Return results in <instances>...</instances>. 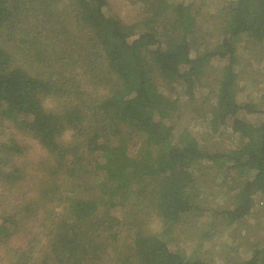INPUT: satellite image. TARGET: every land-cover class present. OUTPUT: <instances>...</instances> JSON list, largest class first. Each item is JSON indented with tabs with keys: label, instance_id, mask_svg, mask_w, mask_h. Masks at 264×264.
I'll use <instances>...</instances> for the list:
<instances>
[{
	"label": "trees",
	"instance_id": "1",
	"mask_svg": "<svg viewBox=\"0 0 264 264\" xmlns=\"http://www.w3.org/2000/svg\"><path fill=\"white\" fill-rule=\"evenodd\" d=\"M109 2L0 0V260L264 264V102L243 100L238 48L264 50V0H225L215 41L194 0H138L132 22ZM26 136L46 152L34 162ZM199 171L214 174L202 188ZM198 211L205 241L188 253L172 244ZM253 215L251 241L217 240L220 263L210 238Z\"/></svg>",
	"mask_w": 264,
	"mask_h": 264
},
{
	"label": "rangeland",
	"instance_id": "2",
	"mask_svg": "<svg viewBox=\"0 0 264 264\" xmlns=\"http://www.w3.org/2000/svg\"><path fill=\"white\" fill-rule=\"evenodd\" d=\"M191 1V0H186ZM196 2L197 8L202 14V17L200 19L204 20V24L207 28H209V38L212 41L217 40L220 33V22L216 18L211 19V14L218 13L221 6H223L225 0H194ZM139 5L138 0H110L109 5L107 6V11L111 14H117L121 16L126 22H132L135 20L139 15ZM208 20L207 22V19ZM23 19V16L21 17ZM217 24V25H216ZM264 49L263 46H259ZM238 48H239V54L243 56V62L239 63L240 67V75H239V87L242 89L243 100H249V99H255L258 101H263L264 98H261V95L264 91H261L260 88H264V50L258 49L255 46V43L252 42L251 39L243 38L238 42ZM256 53H260L261 56L259 58H255L254 55ZM220 65L212 61L210 66L208 68L206 67L205 70V77H204V83L208 81H212L214 77L217 75L218 67ZM250 73V74H249ZM257 82V84H256ZM48 106H53V103H47ZM264 106V103H263ZM194 131L199 136L200 140L205 142V140H211V142H214L215 140L218 141L220 148H231L234 146L235 143H239V140H236V136L231 133L230 131L225 130V132H222V136H218L220 138H205L202 136V128L199 126H194ZM10 131V130H9ZM72 137V132L67 131L64 135V140H69ZM26 142L28 145H30L28 149L29 154V161L34 162L37 158H39L42 154H45L46 152L41 147V145L35 140L34 138L30 136L25 137ZM238 141V142H237ZM214 174L212 171H208L206 174L203 175L202 172H197V185L198 187L202 188L205 184L204 178L207 180H212V176ZM200 176H203L200 178ZM208 183H211L209 181ZM206 185V184H205ZM212 186L211 184L209 185ZM205 192V191H204ZM209 196V195H208ZM208 200L211 201L214 204L218 205H225L229 202V200L226 199L223 195H218L217 197L210 196L208 197ZM132 201V200H131ZM130 203V202H129ZM128 203V204H129ZM260 205V203H259ZM131 206H133V203H131ZM147 210H150V207L147 206ZM196 211V210H195ZM118 212V211H117ZM194 213V212H193ZM197 213H200L199 211L195 214H190V223L187 221L186 224L181 227L180 229L176 230L175 237L176 240L173 241L174 246L181 248L182 250L187 251L188 253H192V251H195L196 247L201 243V233L202 231H199V226L202 225V223L207 220L204 216L198 217L197 219H193ZM207 214V213H206ZM253 214H257V209L254 211ZM148 222L151 221V217H147ZM255 222L254 215L249 218L248 226H243L242 228L235 227H227L223 232V234L218 232V235L212 236L210 239H212V243H207L206 246L209 248L216 259H220V263H224L223 257L227 259V251L229 248L227 246L223 247V243L219 246L217 244L218 241L228 240V242H231L233 244L235 241L234 239H237V241H243L245 238L244 234L249 231L248 227L250 224ZM152 226L154 228H159L158 221L153 219L151 222ZM214 226V230H215ZM211 228L207 227V230ZM247 229V231H246ZM213 232V231H212ZM249 235L251 234V231H249ZM264 242V235L260 237ZM205 241V240H202ZM251 240H244L243 242H247ZM225 244V242H224ZM241 248V247H240ZM220 249H222L220 251ZM242 249V248H241ZM249 252L247 251L246 254ZM242 255H245V252L242 249L241 252ZM221 255V256H220ZM211 256V255H209ZM0 264H4L2 260H0Z\"/></svg>",
	"mask_w": 264,
	"mask_h": 264
},
{
	"label": "crops",
	"instance_id": "3",
	"mask_svg": "<svg viewBox=\"0 0 264 264\" xmlns=\"http://www.w3.org/2000/svg\"><path fill=\"white\" fill-rule=\"evenodd\" d=\"M252 225H253V224H250L249 227H248V229H250V227H251ZM249 231H250V230H249Z\"/></svg>",
	"mask_w": 264,
	"mask_h": 264
}]
</instances>
